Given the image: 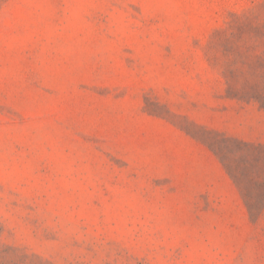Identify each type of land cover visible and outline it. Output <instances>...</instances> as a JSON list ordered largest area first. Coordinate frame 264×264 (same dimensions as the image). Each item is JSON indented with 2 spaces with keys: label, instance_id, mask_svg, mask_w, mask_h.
<instances>
[{
  "label": "rangeland",
  "instance_id": "374dc122",
  "mask_svg": "<svg viewBox=\"0 0 264 264\" xmlns=\"http://www.w3.org/2000/svg\"><path fill=\"white\" fill-rule=\"evenodd\" d=\"M0 264H264V0H0Z\"/></svg>",
  "mask_w": 264,
  "mask_h": 264
}]
</instances>
